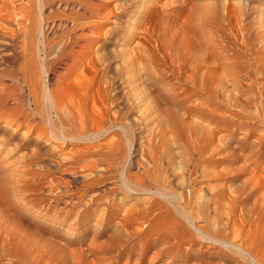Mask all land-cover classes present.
<instances>
[{
	"label": "rangeland",
	"instance_id": "obj_1",
	"mask_svg": "<svg viewBox=\"0 0 264 264\" xmlns=\"http://www.w3.org/2000/svg\"><path fill=\"white\" fill-rule=\"evenodd\" d=\"M69 1L49 3L40 21L42 38L52 46L44 56L51 86L72 101L81 102V98L90 111L95 101L109 118L138 120L132 128L131 173L136 175L134 180L142 178L143 188L152 193H132L121 185L125 156L110 157L103 145L116 139V130L99 140L68 145L42 140L46 152L60 148L61 153L76 152L71 171L65 173L60 171L68 159L46 171L43 162L27 159L31 147L0 141V233L12 230L31 242L34 264H89L90 249L104 245L116 229L137 228L142 234L135 243L144 244V231L151 227L152 237L168 233L175 237L149 243L142 264H241L235 257L227 262L217 255L180 213L182 209L188 215L197 212L192 213L194 218L189 215L195 223H207L211 230L219 224L232 238L238 227L249 228L264 219V0ZM84 1L87 4L82 7ZM141 8L146 11L140 12ZM26 10H33L29 0H0V37L11 36L12 30L20 32L18 21L24 20ZM34 10L37 14L38 9ZM89 23L95 25V33L83 30ZM83 32L91 35L79 37ZM67 37V45L75 42L80 60L65 70L57 52ZM155 69L160 82H146L148 72ZM133 88L138 95L135 90L130 92ZM7 121L0 119V126L11 127ZM26 130L21 127L19 133ZM87 152L86 158L92 156L88 161H97L85 171L82 164ZM44 171L47 174H39ZM50 175L56 178L51 180ZM52 184L54 192L50 191ZM99 188L104 190L98 193ZM53 195L63 198L56 206L43 200ZM32 201L42 206L36 210ZM137 205L143 210L147 207L149 221L139 222L141 226L121 227L115 223L117 218H106L112 206L123 217L138 210ZM236 223L241 225L234 227ZM258 238L263 240L261 233ZM142 244L118 261L105 257L109 253L102 249L97 256L104 264H135ZM211 251L213 256L202 255ZM0 260L1 264H26L2 251Z\"/></svg>",
	"mask_w": 264,
	"mask_h": 264
},
{
	"label": "bare ground",
	"instance_id": "obj_2",
	"mask_svg": "<svg viewBox=\"0 0 264 264\" xmlns=\"http://www.w3.org/2000/svg\"><path fill=\"white\" fill-rule=\"evenodd\" d=\"M29 1L31 2V4L33 6V10H26L25 11V13H24L25 17H24V20L22 19V22L17 20L18 22H20L19 24L21 25V27L18 26L20 28L19 29L20 32L18 33L17 32L18 30L17 31L12 30V35L10 34L11 36L0 37V119H8L7 122L11 126V127L0 126V141L6 142V143H10V141H16L15 145L20 147V148L30 149V147H31L32 149H31V152L28 154L27 159L30 160L31 162L34 160H37V162L38 161L43 162L44 163L43 167L45 168L46 171H47L46 168H50V167H51V169H57V167L59 165V161L61 159L62 160L68 159V162L66 163V165H63V169H61V171H60V172L65 173V172L71 171V168H72L70 166L71 160L74 158V156L76 157V152H74L72 150H68V151L61 153L62 148H60L61 150H59V151L46 152L42 149V145H41L42 140H44V139L56 140L60 143L68 145V144H72L75 142H86V141H91V140H99L106 133L116 130L117 131L115 133L116 139L113 141H106L103 143V145L105 144V146L107 147L106 149L108 152L107 153L108 156L111 157V155L115 156L117 154H119V156H121V157L125 156L124 164L126 165V167H125V169H123L124 172L122 171L123 173L121 175V180H120L121 185L126 189V191H129L132 193H144L145 190L148 193H152V191L150 189L143 188L144 187V181L142 180V178L134 180L136 175L134 173H131L132 167L134 165V160H133V156H132V149H133L132 147L133 146L131 143L132 128L135 125L136 121H138V120H136V118L120 119L119 116L115 115L116 110L114 112V115L116 117L114 115H111L114 117L109 118L108 115H105L104 110L100 106H98V104L94 100H92V101H94L93 106H92L94 109L92 108L91 109L92 111H90V109H88V106L85 105L84 103H82L83 100L81 98H78L81 102L72 101L73 100L72 97H71L72 100H70L66 95H64L65 92L63 93L57 87L51 86L50 72H49L48 67H47L48 63L47 62L45 63L44 56L47 55V51H48V53L51 52L52 46H47L46 43L44 42V39L42 38V34H43V31H42L43 25L42 24L43 23L41 24L40 21L44 15V8L49 3L51 4L52 2H54V0H29ZM86 4H87V2H85V1L81 2L82 7L85 6ZM64 6H66V5H64ZM28 7H29V5H28ZM71 7H73V6H71ZM34 8L38 9L37 14H36V12H34L35 11ZM144 11H146V8L140 9V12H144ZM49 13H48V15H49ZM2 15H4V14H2ZM75 23H77V22H75ZM89 24L90 25H88V26L84 25L85 27L83 28V30L85 29L90 33H95V32H93L95 25H93L92 23H89ZM0 27H2V26H0ZM82 27H83V25H82ZM73 30H75V29H73ZM0 31H1V33H3L2 29ZM6 31L8 33V30H5L4 32H6ZM77 31H78V29H77ZM7 33H5V35H7ZM89 35H91V34H89ZM89 35H88V33L83 32L82 34H80L79 37L83 38V37H86ZM69 37H71V36H69ZM67 41H69V38H68V40H66L65 44L67 43ZM61 48L62 49H60V51L58 50L60 53L59 52H57L58 54L56 53L58 55V57L60 56L58 62L63 69L67 70V67L69 68L72 63H74V62L76 63L77 61L80 60L79 59L80 51L75 48V42L74 41H72L69 45L66 44V45L62 46ZM4 51H6V52H4ZM53 55H55V54H53ZM54 57H53V59H54ZM155 72H157L156 69L152 70L151 72H148V74L146 75L147 77L145 78V81L151 82L152 84L159 83L160 81L157 78V75H154ZM65 75H67V73ZM8 79L13 80L14 82L13 83L5 82V80H8ZM78 85H79V83H78ZM71 86H70V88H71ZM66 88H67V86H66ZM84 89L87 90V87ZM134 90L135 89L133 88L130 90V92L134 91ZM65 91L67 92V90H65ZM98 91H100V90H98ZM74 92H76V90H74ZM135 92L137 93L136 90H135ZM82 94H84V92ZM92 94H93V92H92ZM136 95H138V93ZM89 96H92V95L88 94V97ZM102 99H104V98H102ZM96 101H97V99H96ZM95 103L97 104L96 106L94 105ZM104 106H103V108H104ZM108 106H110V105H108ZM89 107L91 108V105ZM112 107H113V105H112ZM110 108H111V106H110ZM13 126H15V127H13ZM21 127H26V129H27L26 133H23V134L19 133V129ZM122 135H123V137H122ZM262 137H263V135H262ZM124 144H126V146H127L126 151L124 148ZM101 145H97V146L99 147ZM94 147H96V145H94ZM88 154H89V152L85 153V155L83 153L86 162L84 161L85 163L83 162L84 164H82V165H83L84 169L86 167L87 168L91 167L93 169L96 166L95 162L97 160L96 161L95 160L94 161H92V160L88 161V158L92 157V156H89L88 158H86V155H88ZM90 154L92 155V153H90ZM95 156H96V154H95ZM95 156H93L94 159H95ZM52 157H58L57 158L58 160H55ZM79 158H82V157L79 156ZM89 159H91V158H89ZM98 162H100V161H98ZM126 162H127V164H126ZM125 165H123V166H125ZM24 171H25V173L31 172V170H29V169L28 170L25 169ZM85 171H86V169H85ZM92 171H94V170H92ZM39 174H42V176H43L47 173L44 171V172H40ZM89 174H90V172H89ZM75 176H77V175H75ZM84 176L86 177V175H84ZM91 176H92V173H91ZM50 177H51V180H54L56 178L54 175H50ZM66 184H67V182H66ZM90 184L94 185V182L91 181ZM90 184H89V186H90ZM143 189H144V191H142ZM103 190H104V188H101L98 193H101ZM50 191L51 192L55 191L53 184H52V187L50 188ZM221 191H223V190H221ZM223 192H225V191H223ZM232 192H236V191H232ZM157 193H159L163 197L166 196L165 194L160 193L158 191H157ZM222 193L220 192V194H222ZM236 193H238V192H236ZM258 194H260V193L258 192ZM218 195H216L217 198H218ZM225 195H226V193H225ZM225 195H224V197H225ZM233 195H235V194L233 193L232 196ZM213 196H215V195H213ZM235 196H237V195H235ZM62 199H63L62 197H60V196L58 197L55 195H53L52 197L43 198V200L46 201L47 204L53 205V206L58 205ZM67 200H71V199H67ZM89 200H90V198H89ZM214 200H216V198L213 199V201ZM256 200H257V198H256ZM170 202H171V199H170ZM214 202H216V201H214ZM219 203L221 204V202H219ZM32 204L36 210L42 206V203L40 204V202H38V201H32ZM43 204H45V203H43ZM73 204H75V203H73ZM216 204L218 205V203H216ZM139 205H137L138 206L137 208H139ZM229 205H231V204H229ZM84 207H83V209H84ZM132 207H134V206L132 205ZM215 207H216V205H215ZM237 207H239V206H237ZM144 208H145L144 210L147 209V207H144ZM227 208H230V207L228 206ZM231 208H234V207L232 206ZM222 209H224V207ZM240 209H243V208H240ZM116 210H117V208H116ZM144 210L139 208L138 210L135 211L133 209L132 210L133 212L131 214H128V215L123 216V217H119L118 213L115 211V209H113V206H112V208L109 209L108 212L106 213V218L110 219V220H114L117 218L118 220H116V222H115L116 224L117 223L120 224L121 227L122 226L126 227L129 225L128 227L130 228V225L132 223H134V225H136L137 223L142 222V221L143 222L149 221ZM218 210L221 211L220 208ZM229 211H230V209H229ZM237 211H239V210H237ZM69 213H71V212H69V210H68V214ZM192 213H194V212H192ZM192 213H191V215H192ZM196 213L197 212H195L194 214H196ZM208 214H209V212H208ZM239 214H240V212H239ZM239 214H237L236 216H238ZM180 215L182 216V218L185 221H187L188 223H190L193 226V228L195 229V235L199 239H201L204 243L210 244L211 246L209 248L215 249V252L217 253V255L222 256V258L225 259L227 262H232V258L235 257V259H239V261H241L243 264H264V219L260 220L258 223L251 224L250 226L248 225L249 228L238 227L241 224L238 225L237 223H236V226L232 224L234 227H238V229H239V230L238 229L236 230V233H235L236 237L233 236V238H232V237H230V235L225 234V232L223 230H221V228H219V224H218V226L215 225V228L211 230L209 228V226L207 225V223H205V224L195 223V221H193L194 219L191 218V217L194 218V215L191 216L189 214L191 216L190 217L187 214V212H185L184 209H182ZM229 215H230V212H229ZM255 216H256V214H255ZM196 217H199V216H196ZM215 217H214L213 223L215 222V219H216ZM240 217L241 216L239 215L238 218H240ZM61 218H62V216H61ZM219 219H217L216 221H218ZM246 219H247V217H246ZM237 221L238 220H236V222ZM240 221L242 222V220H240ZM218 222H220V220ZM233 222L235 223V221H233ZM70 223L73 224V222H70ZM69 224H67V225L70 226ZM140 226H141V224H140ZM233 226H232V228H233ZM137 227H139V225ZM132 228H134V226H132ZM5 229L6 228H4L3 230L5 231ZM226 229H228V228H226ZM124 230H126V229H123V231ZM137 230L138 229L136 228V230L129 229V230H126L124 232L123 231L120 232L119 229H116L114 231V233L108 238V240L105 242L104 245L97 246L98 249H95V248L90 249L89 255L92 258H90V262H88V263L89 264H104L103 260L99 256H97L98 250L101 251V249L106 251L107 253H109V254H106L105 257H108L112 261H118L126 253L128 255H130L131 253L135 252L134 250L136 249V246L142 244L141 242L135 243V240L137 239V237L142 234V232H139ZM234 231H235V229L233 228L232 232H234ZM226 233H228V232H226ZM260 233L263 236V240H262V238H260V240L258 238V235ZM152 234H154V227L149 228L146 232L144 231L143 242H144L145 246H142V247H144V249L143 250L141 249L142 253L140 254V257L138 258L139 259L138 262L135 264H142L143 253L145 252L146 248H148L150 246L149 243L150 244H153V243L156 244L159 240H164L165 242H167V240L170 239L171 237H175V235H173L171 233L164 234L162 238L161 237H152ZM161 235H162V233L160 234V236ZM188 243H190V242H188ZM192 243H194V242H192ZM31 244H32L31 242L23 239L22 236L15 233V231L9 230V231H5L4 233L3 232L0 233V251H2L4 254L9 255L12 260L18 259V261H23L26 264H34V257L31 256V254L29 252L30 248H32ZM144 244H142V245H144ZM185 245H186V242H185ZM162 246L164 247L165 244ZM188 247H190V245ZM255 247H256V249H255ZM194 248L195 247H193V249ZM13 250H15L16 252H14ZM213 254L214 253L211 251L208 254L205 253L202 255L203 256H206V255L207 256H213ZM133 262H135V261H133ZM0 264H1V262H0ZM5 264H8V262H6Z\"/></svg>",
	"mask_w": 264,
	"mask_h": 264
}]
</instances>
